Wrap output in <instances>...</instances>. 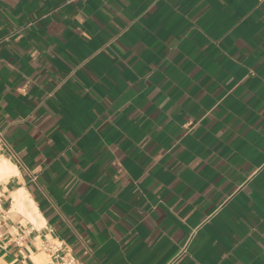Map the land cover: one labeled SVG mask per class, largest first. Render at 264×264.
Instances as JSON below:
<instances>
[{
    "label": "crops",
    "instance_id": "crops-1",
    "mask_svg": "<svg viewBox=\"0 0 264 264\" xmlns=\"http://www.w3.org/2000/svg\"><path fill=\"white\" fill-rule=\"evenodd\" d=\"M0 130V264H264V0H0Z\"/></svg>",
    "mask_w": 264,
    "mask_h": 264
},
{
    "label": "built area",
    "instance_id": "built-area-1",
    "mask_svg": "<svg viewBox=\"0 0 264 264\" xmlns=\"http://www.w3.org/2000/svg\"><path fill=\"white\" fill-rule=\"evenodd\" d=\"M5 147L6 141L0 130V151ZM41 247L50 255L52 264H80L76 255L64 248L61 241L50 242L48 239H45ZM185 250V246H182L179 253Z\"/></svg>",
    "mask_w": 264,
    "mask_h": 264
},
{
    "label": "bare ground",
    "instance_id": "bare-ground-1",
    "mask_svg": "<svg viewBox=\"0 0 264 264\" xmlns=\"http://www.w3.org/2000/svg\"><path fill=\"white\" fill-rule=\"evenodd\" d=\"M6 159L2 158V161H0V177L3 176L7 170L5 168Z\"/></svg>",
    "mask_w": 264,
    "mask_h": 264
}]
</instances>
